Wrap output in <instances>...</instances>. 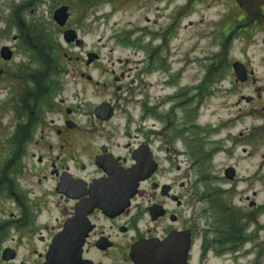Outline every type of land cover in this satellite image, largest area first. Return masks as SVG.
<instances>
[{"label": "flooded vegetation", "instance_id": "obj_1", "mask_svg": "<svg viewBox=\"0 0 264 264\" xmlns=\"http://www.w3.org/2000/svg\"><path fill=\"white\" fill-rule=\"evenodd\" d=\"M211 1L223 10L208 35L209 51L226 54L227 60H211L206 67L215 71V91L237 99L223 105L226 113L211 115L214 121L200 122V111L187 109L183 115L188 117L180 119L176 107L175 130L170 117L163 127L144 132L137 126L132 134L130 121L125 133L130 141L121 144L117 127L109 126L106 134L103 128L114 123L125 102L127 63L118 60L117 71H110L120 97L96 102V96H82L60 69L61 59L66 65L81 58L61 54L37 19L39 7L50 0H0V264H135L132 255L142 243L163 246L167 258L186 253L188 264H206L209 254L225 255L249 239L239 228L234 235L221 230L227 224L224 216L206 225L203 221V182H214L215 194L227 202L222 186L228 167L236 169L230 182L234 190L243 181L247 192L257 184L262 188L254 189L252 198L249 193L241 197L239 202L247 204L239 209L244 224H264V151L260 173L242 175L233 165L223 174L210 172L218 150L236 140L231 132L217 141L211 136L242 125L238 137L246 140L245 159L256 157L255 144L264 149V0ZM66 30L60 29L62 34ZM92 55L98 58L89 63ZM84 60L86 66L96 65L101 55L90 51ZM81 77L94 83L90 76ZM192 95L188 98L194 99ZM104 104L109 105L108 119L98 112ZM188 133L209 145L201 150L194 140L200 147L190 154L191 172L185 168L180 174L179 164L188 154L178 143H185ZM95 135L99 140L86 155L84 141ZM140 161L155 163L157 170L140 180L131 173ZM173 164L179 176H172ZM124 171L130 172L126 179ZM226 207L235 212L233 203Z\"/></svg>", "mask_w": 264, "mask_h": 264}, {"label": "rangeland", "instance_id": "obj_2", "mask_svg": "<svg viewBox=\"0 0 264 264\" xmlns=\"http://www.w3.org/2000/svg\"><path fill=\"white\" fill-rule=\"evenodd\" d=\"M58 5L69 8V28L77 31L82 42L81 46H71L64 41L63 34L53 20V14ZM180 5L185 9H175ZM222 10V5L211 0H165L163 2L157 0H59L58 3H52L50 0L49 3L39 7L37 19L41 27L46 30L45 34L59 46L61 54L67 53L70 57L81 58L80 61H73V64L67 62L66 65H64L65 59H61L60 69L63 71L61 76L68 77L67 82L73 81L75 86L70 84V87L75 88V92L82 96L84 93L89 98L96 96L97 98L93 100L96 102L104 98L111 99V96L120 97L114 87L110 71L113 69L117 71L118 60L122 63L128 62L126 77L131 88L129 87V91L126 90L121 95L125 102L121 103L120 114L114 123L103 128L106 134L109 126L117 127L118 138H122L118 141L125 144L130 141L125 137L126 124L130 121L132 124L129 125L132 128L129 130L132 134L137 130V126L144 132L152 130L151 127L156 126L157 129L163 127L170 117L175 123V130L178 122L172 120V116L176 107L180 111L178 113L180 119L185 118V115L188 117V114L183 115L187 109L192 113L200 111L202 115L200 122L207 118L214 121L215 117L211 115L226 113L222 109L223 105L230 106L237 99L234 97L230 101L225 94L215 91L216 82L211 83L215 71L206 67V63L212 58L227 60L226 54L216 53L215 55L209 51L208 35L221 20L218 14ZM91 50L101 55V62L86 66L84 57ZM82 74L91 76L94 83L88 84L81 77ZM206 77L211 80L202 86ZM97 82L98 85H96ZM200 87L201 90L198 91ZM187 88H194V90ZM196 93L197 95H194ZM190 94H193L191 97L194 99L188 98ZM151 108H155L158 112L155 111L156 114L151 115L149 113ZM239 131H244V126L239 125L231 131L226 130L221 137L211 136L214 141L220 140L230 132L236 137L235 142L230 141L222 151L218 150L210 165L213 168L211 173L223 174V169L230 165L236 166L242 175L260 173L259 159L264 149L259 144H255L258 154L253 160H246L243 154L246 140L236 136ZM166 134L169 135V132ZM193 134L188 133L185 142L187 145L183 140L178 143L182 152L187 150L185 153L188 154V158H184L185 162L179 164L182 168L180 174L185 172V168L188 173L191 172L193 159L190 158V154L193 150L200 146L203 150L209 145L203 140H197ZM96 137L95 135L84 141L85 149H82L86 155L92 153L95 141L99 140ZM194 140H197L200 146ZM176 165L173 164L172 176H179L175 169ZM180 176L187 184L188 181L184 179V176ZM190 182L192 183L193 180ZM213 183L212 181L203 182L204 198L208 197L203 203L204 224L224 216L227 224H222L221 230L228 229L229 233L234 235L239 228L243 235L249 236V239L246 243L243 242L240 248L228 251L225 255L209 254L206 264H264V224H244L243 212L239 209L247 204L239 202L241 197L245 199L249 193L252 198L251 193L262 188L257 184L255 190L247 192V182L243 181L234 190L230 183L225 182L222 187L226 190L227 202L221 203L219 195L215 194ZM223 199L225 197L222 198V202ZM259 201H262V196ZM230 203L235 205V212L233 208L226 207ZM231 214L235 216L232 217ZM235 218H237L236 224ZM258 225H262L263 228H257Z\"/></svg>", "mask_w": 264, "mask_h": 264}, {"label": "water", "instance_id": "obj_3", "mask_svg": "<svg viewBox=\"0 0 264 264\" xmlns=\"http://www.w3.org/2000/svg\"><path fill=\"white\" fill-rule=\"evenodd\" d=\"M67 11H68V9L67 8H62V9H60L59 11H57V13H56V20L59 22V24L60 25H64L65 23H66V21H67V18H68V15H67ZM75 38V36H74V32H69V33H67V39L68 40H72V39H74ZM151 258V261L152 262H155V261H157V260H159V259H157V258H152V257H150V255L149 256H143L142 254H139L138 253V255H136V260H141V262L143 263V264H145V261L142 259V258ZM159 262L161 263V260H159Z\"/></svg>", "mask_w": 264, "mask_h": 264}]
</instances>
